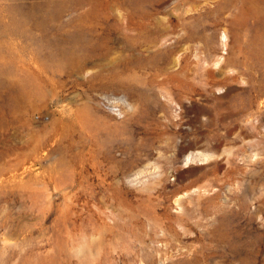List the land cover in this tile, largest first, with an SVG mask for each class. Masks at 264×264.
I'll return each instance as SVG.
<instances>
[{
    "label": "rangeland",
    "instance_id": "obj_1",
    "mask_svg": "<svg viewBox=\"0 0 264 264\" xmlns=\"http://www.w3.org/2000/svg\"><path fill=\"white\" fill-rule=\"evenodd\" d=\"M0 264H264V0H0Z\"/></svg>",
    "mask_w": 264,
    "mask_h": 264
},
{
    "label": "bare ground",
    "instance_id": "obj_2",
    "mask_svg": "<svg viewBox=\"0 0 264 264\" xmlns=\"http://www.w3.org/2000/svg\"><path fill=\"white\" fill-rule=\"evenodd\" d=\"M175 63H177V65L179 66V63H178V61L177 62H175ZM185 67V66H184ZM227 68V67H226ZM131 105V107H133V105L132 104H130ZM194 109V108H193ZM201 110V109H200ZM195 112V111H194ZM196 113V112H195ZM194 113V114H195ZM197 116V115H196ZM198 117V116H197ZM195 119V118H194ZM192 120V119H191ZM190 120V121H191ZM193 122V121H192ZM183 151L185 152V153H188L187 154V161H186V163H195L196 161H197V159H198V157L199 158H204L203 160H209V158H210V156L209 155H206V154H195V153H193V152H191L190 151V148H185V149H183ZM157 176V175H156ZM200 191H198V190H195V191H193V192H190V191H187L184 195H177L176 196V198H175V203H176V205H177V207H179L181 210H183V208H184V202H185V199L186 198H190L191 196H192V194H198ZM100 219H101V223H105V220H104V218L103 217H100ZM109 226H111L112 227V225H109ZM92 239V238H91ZM99 247H101L100 246V241L98 240V238H95V239H93V241L91 242V244H85V245H83L82 246V249L80 250V252L82 253V255H84V256H86V258H88L87 256H88V253H90V252H92V250L94 249V248H99ZM94 251V250H93ZM80 253V254H81Z\"/></svg>",
    "mask_w": 264,
    "mask_h": 264
}]
</instances>
